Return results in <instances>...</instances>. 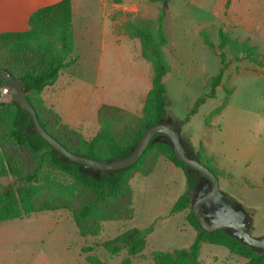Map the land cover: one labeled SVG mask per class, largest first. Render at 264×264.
I'll return each instance as SVG.
<instances>
[{"label": "rangeland", "instance_id": "obj_1", "mask_svg": "<svg viewBox=\"0 0 264 264\" xmlns=\"http://www.w3.org/2000/svg\"><path fill=\"white\" fill-rule=\"evenodd\" d=\"M111 2L124 5L127 10L125 22L144 19L152 21L153 28L157 27L158 17L164 13L163 29L168 38L164 53L171 72L163 81L171 116L178 121L189 117L181 125V137L186 147L190 151V147L199 149L203 146L206 154L214 157L215 166H212L220 172L221 192L251 218L252 236L264 237V0H240L234 10L233 0ZM246 4L248 7L245 9L243 5ZM82 7L94 10L99 4L90 1ZM87 19V16L81 15L77 19L78 27L83 28ZM251 23L257 28L248 32ZM220 31L227 37L225 53L228 61L236 55L246 56L248 52L242 48H254L255 52L250 54L255 62L233 61L216 89L215 98H207L191 114L196 102L209 92L210 80L219 74ZM203 32L215 45V52L204 44ZM106 38V58L100 63L101 48H93L90 55V49L78 35L75 46L78 62L59 82V93L55 98L62 104L63 111L58 113L53 109L60 117V114L63 118L65 116L64 121L76 134L70 136L62 129L53 130L48 116H42L54 134L72 149L78 147L81 140H92L99 133L97 108L101 104L118 106L132 98L135 113L131 114L136 118L142 115L143 75L139 81L141 87L132 85L136 83L134 78L138 70L150 79L151 65L140 57L141 44L138 40L123 36L125 40L117 47L112 42L108 27ZM257 62L262 66H258ZM99 67L105 73L101 79L96 75ZM68 79L73 82L70 89L63 85ZM0 90L1 101L11 102L12 99L4 92L5 88ZM48 93H44L42 98L49 108L52 107L50 100L53 97ZM62 117V123L66 124ZM0 148L19 152L29 171L38 164V157L26 150H15L8 142L0 144ZM100 153H104L102 145ZM44 168V175L52 172L48 165ZM51 178L55 186L43 191L42 198L56 201L67 198L73 206H80L89 196L87 191L77 189L68 178L55 174H51ZM201 180L204 181V178ZM11 181V177H0V186ZM131 188L133 219L104 222L97 237L82 236L71 213L66 210L34 214L0 224V264H88V255L97 256L105 264H121L128 257L127 253L122 251L111 255L102 244L134 228L143 230L153 227V232L147 237L143 253L131 258L132 264H154L153 253L186 249L193 244L197 232L186 220L188 211L172 214L176 202L188 191L187 178L182 169L161 158L150 175L135 176ZM195 192L192 191L193 196ZM105 206L101 208L104 215L111 209V204ZM90 246H94V250L83 253L82 250ZM200 262L245 264L246 260L231 255L224 247L203 245Z\"/></svg>", "mask_w": 264, "mask_h": 264}, {"label": "trees", "instance_id": "obj_2", "mask_svg": "<svg viewBox=\"0 0 264 264\" xmlns=\"http://www.w3.org/2000/svg\"><path fill=\"white\" fill-rule=\"evenodd\" d=\"M157 1L167 2L152 0ZM164 18V13L160 14L156 28H153L155 26L152 25V21L130 19L119 29L126 38L140 42V57L149 62L152 68V88L143 101L141 117L136 118L131 112L116 106L102 105L97 114L99 133L92 140H81L76 148H70L54 134L52 129L56 128L62 129L61 131L70 136L76 133L67 124L62 123L61 117L55 113L53 107L45 106L42 98L44 91L56 84L61 72L78 62L75 54L71 0H62L35 11L29 19V29L26 32L0 34V88L7 87L4 71L21 79L23 88L27 90V100L35 109L41 126L70 152L99 162L104 160L112 162L118 158L128 157L147 128L159 125L168 118L180 127L189 120L188 117L185 121H178L170 112V101L163 81L171 72L164 53V48L168 45V38L163 29ZM202 36L204 44L215 52V45L205 32ZM219 40L218 56L221 61L219 74L210 80L209 92L196 102L191 114H194L207 98H215L216 89L221 85L224 74L233 61L255 62L251 55L255 52L254 48H242L244 52H248L246 56L236 55L228 61L225 53L227 37L222 31L219 32ZM256 64L262 66L260 62ZM43 115L50 119L52 129L43 121ZM32 127L33 122L29 113L19 108L14 101L2 102L0 90V144L8 142L16 148L15 150H26L39 159L36 168L29 171L24 157L19 155V152L0 148V177L12 178L11 182L0 186V224L34 214L66 210L71 213L82 236L97 237L102 232L104 222L133 219L132 180L137 175H150L159 159L164 158L182 169L188 182V191L176 202L172 214L188 211L186 220L196 230L197 236L189 248L153 253L154 264H201L200 253L203 245L224 247L231 255L244 258L245 264H264V251L246 246L232 237L230 230H219L209 234L200 228L191 209L192 191L196 190L201 178L204 177L176 160L166 136L156 135L141 159L132 167L120 171L93 173L90 170L82 172L79 164L70 163L64 157L58 158L51 146L38 133L31 131ZM182 142L186 146L183 139ZM101 145L104 153H100ZM189 152L195 154L196 159L217 177L220 176V172L212 166L211 159L203 156L205 155L203 146L198 152L190 147ZM45 165L50 167L52 171L50 174L44 175ZM51 174L68 178L77 189L87 191L89 196L85 202L80 206H73L67 198L62 201L42 198L43 191L55 186ZM110 204L109 212L102 214L101 208ZM152 232L153 227L143 230L130 229L103 243L102 246L111 255L125 251L128 257L121 264H132L131 258L143 253L147 237ZM93 250L94 246H90L82 251L91 253ZM86 261L88 264H105L94 255H88Z\"/></svg>", "mask_w": 264, "mask_h": 264}, {"label": "water", "instance_id": "obj_3", "mask_svg": "<svg viewBox=\"0 0 264 264\" xmlns=\"http://www.w3.org/2000/svg\"><path fill=\"white\" fill-rule=\"evenodd\" d=\"M4 74L7 78L6 93L19 108L29 113L33 122L31 131L38 133L51 146L52 150L57 153L58 158L61 159L64 157L70 163L79 164L80 171L82 172H87L88 170L93 173L97 171L112 172L128 169L141 159L148 145L156 135L162 134L166 136L167 143L173 150L176 160L188 168L197 171L206 179L205 184L199 188L198 196L191 206L200 228L209 234L219 230H230L231 236L246 246L264 251V237H253L250 232L252 225L251 218L242 208H236L229 201L228 197L221 192L218 177L207 166L201 164L196 159L195 154L188 152L182 142L181 127L179 124H174L168 118L159 125L147 128L143 136L133 147L130 156L118 158L112 162L105 160L100 162L95 161L91 158L70 152L48 134L41 126L35 109L27 100V90L23 88L21 79L15 78L8 71H4ZM2 102L7 103L9 101L3 100ZM203 205L209 211L207 214L203 213Z\"/></svg>", "mask_w": 264, "mask_h": 264}, {"label": "crops", "instance_id": "obj_4", "mask_svg": "<svg viewBox=\"0 0 264 264\" xmlns=\"http://www.w3.org/2000/svg\"><path fill=\"white\" fill-rule=\"evenodd\" d=\"M61 1L62 0H0V34L26 32L29 29V19L35 11L41 8L55 5ZM90 1L91 2L96 1L97 4H99V7L94 10L91 8L87 9L85 7L84 8L82 7L86 3L90 4ZM111 1H114V0H71L75 46L77 42V36L79 35L80 41L83 42V44L86 45L90 49L89 50L90 55L93 54L91 51L93 48L96 50H98V48H101V54L99 57L100 63L106 58L105 57V45L107 42V38H106L107 27H108V31H110V33L112 34V42L117 47L120 46L125 40L123 39L124 35L121 33L119 34L118 32H119L120 27L125 23L127 10L124 8V5L115 4V3H112ZM127 1L136 2L139 0H127ZM239 1L240 0H233V5H232L233 10L238 7ZM239 6L242 7V5H239ZM243 7L246 9L248 7V4L243 5ZM247 10H245V12ZM93 12H95L96 14L92 15ZM81 15H85L88 18L85 21L83 28L78 27V24H77V19ZM254 27L257 28V26L254 23H251V27H249L247 31L248 32L253 31ZM116 58L119 59V57H116ZM69 69L70 68L63 70L56 84L53 87H49L44 91L45 94L46 92H49L48 95H50V97H53L50 100V106L54 107L58 113H60V111H63L62 110L63 108H62V104L57 102L55 97H57L59 93V87H60L59 82L60 80H64L66 78L65 74H68ZM96 75L97 77L101 79L102 76L105 75V73H102L99 67L98 73ZM142 75L145 80L144 86H143L144 94L142 96V102H143V100L147 96V93L152 88V80H151L152 73L150 75V79H148V75L144 73L142 74V72L138 70L135 73V78H134L136 80V83L132 86L135 88H139L140 86L139 81L141 80ZM63 85H65L66 89H70L73 86V82L71 83L70 80L68 79V81L65 82V84ZM101 87L105 88L103 85H101ZM95 88L97 87L95 86ZM133 102L134 101L131 98V99H128L122 102L123 104L118 105L116 107H119L131 113H135V110H134L135 105H133L134 104ZM102 105H109V104H101L100 106H98L97 114H98L99 108ZM111 106H114V105H111ZM60 115L62 117V114ZM62 119L64 121L65 116L64 118L62 117ZM67 119L69 118L67 117ZM200 149L201 147L199 149L195 148L196 152H198ZM203 151L205 154L203 156L205 158L211 159V164L215 166L214 157L207 155L204 147H203Z\"/></svg>", "mask_w": 264, "mask_h": 264}, {"label": "flooded vegetation", "instance_id": "obj_5", "mask_svg": "<svg viewBox=\"0 0 264 264\" xmlns=\"http://www.w3.org/2000/svg\"><path fill=\"white\" fill-rule=\"evenodd\" d=\"M174 124H176V123H174ZM189 152V151H188ZM190 153V152H189ZM191 154V153H190ZM205 182H206V179L204 178V181L203 180H200V183H199V185L197 186V188H196V192H195V195L193 196V202L196 200V198H197V196H198V193H199V188L201 187V186H203L204 184H205ZM208 191V190H207ZM236 208H241V207H239V206H236V205H234ZM203 208H204V211H203V213L204 214H207L209 211H208V209L203 205Z\"/></svg>", "mask_w": 264, "mask_h": 264}, {"label": "built area", "instance_id": "obj_6", "mask_svg": "<svg viewBox=\"0 0 264 264\" xmlns=\"http://www.w3.org/2000/svg\"><path fill=\"white\" fill-rule=\"evenodd\" d=\"M4 92L6 93V89L4 90Z\"/></svg>", "mask_w": 264, "mask_h": 264}]
</instances>
